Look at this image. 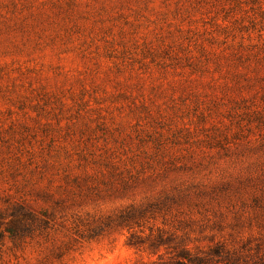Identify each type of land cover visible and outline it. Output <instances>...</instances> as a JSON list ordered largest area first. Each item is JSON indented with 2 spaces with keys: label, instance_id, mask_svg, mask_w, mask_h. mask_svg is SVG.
<instances>
[{
  "label": "rangeland",
  "instance_id": "1",
  "mask_svg": "<svg viewBox=\"0 0 264 264\" xmlns=\"http://www.w3.org/2000/svg\"><path fill=\"white\" fill-rule=\"evenodd\" d=\"M0 224V264H264V0H0Z\"/></svg>",
  "mask_w": 264,
  "mask_h": 264
},
{
  "label": "trees",
  "instance_id": "2",
  "mask_svg": "<svg viewBox=\"0 0 264 264\" xmlns=\"http://www.w3.org/2000/svg\"><path fill=\"white\" fill-rule=\"evenodd\" d=\"M11 217H12V223L9 224V227H5V231L4 233H7L9 234V238L12 240V241H18L20 239H23L27 234L28 235H31V231H28V233H25V235H18V233L12 228L13 226V223L16 222V221H20L22 223H28V222H34L36 221V216L28 209H26L25 207H20L19 210L15 211L14 213H11ZM2 225V224H0ZM92 235H90L91 237L90 238H94L96 236V233L93 231L91 233ZM4 238H5V235L3 234V232H0V253L2 251V248L4 246Z\"/></svg>",
  "mask_w": 264,
  "mask_h": 264
}]
</instances>
